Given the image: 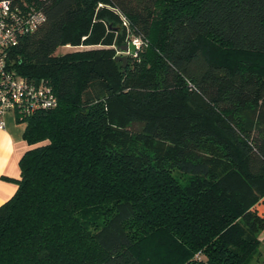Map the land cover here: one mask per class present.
Listing matches in <instances>:
<instances>
[{
	"label": "trees",
	"instance_id": "obj_1",
	"mask_svg": "<svg viewBox=\"0 0 264 264\" xmlns=\"http://www.w3.org/2000/svg\"><path fill=\"white\" fill-rule=\"evenodd\" d=\"M11 1L45 21L8 62L57 104L16 118L0 264H264V0Z\"/></svg>",
	"mask_w": 264,
	"mask_h": 264
},
{
	"label": "built area",
	"instance_id": "obj_2",
	"mask_svg": "<svg viewBox=\"0 0 264 264\" xmlns=\"http://www.w3.org/2000/svg\"><path fill=\"white\" fill-rule=\"evenodd\" d=\"M44 21L43 10L34 2L16 4L11 0H0V128L4 127L5 113L22 119L29 113L57 104L52 87L44 79L21 76L8 62L9 50L18 44L20 37L34 31ZM122 21L127 25L124 17ZM129 44L136 50L141 47L142 40L138 36H129L128 50L124 54L131 52Z\"/></svg>",
	"mask_w": 264,
	"mask_h": 264
},
{
	"label": "crops",
	"instance_id": "obj_3",
	"mask_svg": "<svg viewBox=\"0 0 264 264\" xmlns=\"http://www.w3.org/2000/svg\"><path fill=\"white\" fill-rule=\"evenodd\" d=\"M3 118L4 127L0 128V205L15 193L20 177L19 160L29 149L23 139L25 122L18 121L11 113H5ZM259 237L264 244V233ZM262 251L264 254V249Z\"/></svg>",
	"mask_w": 264,
	"mask_h": 264
},
{
	"label": "rangeland",
	"instance_id": "obj_4",
	"mask_svg": "<svg viewBox=\"0 0 264 264\" xmlns=\"http://www.w3.org/2000/svg\"><path fill=\"white\" fill-rule=\"evenodd\" d=\"M71 48L68 46V45H60L57 49H56V53L58 54H63L67 51H69ZM118 54V53H117ZM118 62V65L121 64V61H117ZM257 208H258V211L260 213H264V202H261L257 205ZM264 233V230L260 233V234H263ZM261 249H264V244L261 243L260 245Z\"/></svg>",
	"mask_w": 264,
	"mask_h": 264
},
{
	"label": "water",
	"instance_id": "obj_5",
	"mask_svg": "<svg viewBox=\"0 0 264 264\" xmlns=\"http://www.w3.org/2000/svg\"><path fill=\"white\" fill-rule=\"evenodd\" d=\"M128 50V46L125 44L118 52V54L115 56V60L116 61H121L122 62V66L125 67L127 64V54H124L123 52H127Z\"/></svg>",
	"mask_w": 264,
	"mask_h": 264
}]
</instances>
